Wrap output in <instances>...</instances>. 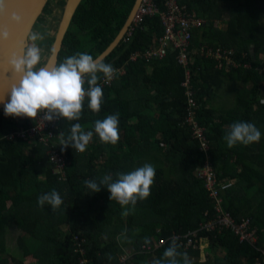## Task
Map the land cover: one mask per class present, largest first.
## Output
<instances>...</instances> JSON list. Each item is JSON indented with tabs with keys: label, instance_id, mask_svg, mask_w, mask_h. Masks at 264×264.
<instances>
[{
	"label": "trees",
	"instance_id": "trees-1",
	"mask_svg": "<svg viewBox=\"0 0 264 264\" xmlns=\"http://www.w3.org/2000/svg\"><path fill=\"white\" fill-rule=\"evenodd\" d=\"M51 1L38 20L43 22ZM153 1L162 9V0ZM134 2L82 0L64 36L57 64L76 53H88L96 59L119 33ZM176 2L189 17L203 20L200 28L192 29L191 48L220 46L232 50L238 63L235 68L216 70V61L194 57L191 70L199 105L196 118L205 128L208 149L201 150L200 143L182 125L183 69L176 63L175 53L148 65L129 60L132 54L149 48L163 32L157 15L146 17L102 61L124 73L117 71L108 85L101 86L99 113H93L85 101L80 120H61L53 138L61 150L59 134L66 137L72 124L93 130L96 120L118 113L119 140L115 145L101 143L94 134L83 153L71 148L63 151L66 166L62 177L53 173L46 148L37 141H0V264H79L73 236L84 240V264H117L124 251L130 254L125 264H151L163 256L171 237L189 233H196L195 247L178 248L187 254L189 264H264L257 249L240 244L230 231L201 232L215 218V204L196 176L208 162L218 181L229 180L219 194L222 210L235 223L250 219L259 236L257 248L262 249L264 0ZM58 3L63 7L64 0ZM42 35L40 48L45 55L54 37ZM225 82L241 83L242 88L229 101V108L216 111L215 96ZM237 121L254 123L261 132L260 141L229 149L223 136L227 126ZM19 126L26 124L16 123L0 111V138ZM145 163L154 166L156 175L149 197L138 200L134 208L110 201L106 189L93 194L84 185L85 180L99 181L108 174L115 179L118 172L127 173ZM52 189L63 199L55 212L47 204H37V198ZM5 221L12 222L18 232L11 251L6 247ZM143 243L153 248L139 254Z\"/></svg>",
	"mask_w": 264,
	"mask_h": 264
},
{
	"label": "clouds",
	"instance_id": "clouds-1",
	"mask_svg": "<svg viewBox=\"0 0 264 264\" xmlns=\"http://www.w3.org/2000/svg\"><path fill=\"white\" fill-rule=\"evenodd\" d=\"M4 5L5 0H0V18L5 16ZM12 19L19 20L15 15ZM9 35L6 29L0 30V40L6 42ZM28 39L30 43L26 47L7 58V71L10 77L6 84L0 82V104L3 105L4 116L33 121L40 116L48 123L57 120L79 121L85 101L93 113H99L103 99V90L98 83L101 79L100 74L106 81H110L118 70L111 64L98 62L88 53L68 56L51 69L47 66L38 67L42 58L41 48L36 42L44 37L33 32L29 34ZM94 134L101 143L115 145L119 140V114L96 120L93 130L85 131L79 123L72 124L66 137L62 133L59 134L60 149L63 152L71 148L83 153ZM260 139L261 132L256 125L243 121L228 125L223 136L229 149L237 144L247 146L258 143ZM155 175L154 166L145 163L127 173L118 172L115 179L108 174L99 181L85 180L84 185L93 194L106 189L110 201H116L122 207L131 205L134 208L138 200L149 197ZM37 204L41 207L47 204L55 212L63 204V199L55 189H52L40 195ZM178 248L179 245L172 241L163 256L154 259L151 264H181V258L183 264H189L187 254L181 253Z\"/></svg>",
	"mask_w": 264,
	"mask_h": 264
},
{
	"label": "built area",
	"instance_id": "built-area-1",
	"mask_svg": "<svg viewBox=\"0 0 264 264\" xmlns=\"http://www.w3.org/2000/svg\"><path fill=\"white\" fill-rule=\"evenodd\" d=\"M162 5V9H160L153 0H142L140 6L137 8L132 23L126 32L127 35H131L132 30L135 27H139L146 17H152L155 15L159 17L163 32L149 48L142 52L132 54L129 60L132 62L140 61L150 64L153 61L164 59L170 53H175L176 63L183 69V81L181 82V87L184 89L185 114L182 125L189 130L191 137L200 143V149L206 151L208 149V142L205 138V128L199 125L196 118L199 105L195 99V91L192 87L193 74L191 66L194 62L193 55L198 52L190 47L192 29L201 26L202 20L196 18L195 15L189 17L185 8L180 7L176 0H162ZM200 54L216 61L219 68H235L238 65L232 57V50H227L220 46L216 48L206 47L200 49ZM118 72L120 74L124 73L123 70ZM110 81H106L102 77L99 84L100 86H103L104 84L108 85ZM14 120L19 124L24 122L26 126H19L15 131L7 133L0 138V141L2 139L14 140L17 138L37 141V143L46 148L45 155L52 166L53 173L64 177V169L66 166L65 155L59 150L57 144L53 141V138H55V131L61 120L48 123L40 116L34 121L26 118H14ZM196 176L203 181L204 187L209 192V197L214 200L215 204V218L207 225L203 226L201 232L204 230L208 232H214L215 230L230 231L232 235L238 239L240 244H247L248 246L257 249V251L262 254L264 260V246L262 249L257 248V230L251 227L250 219H242L239 223H235L230 214L225 213L222 210V200L219 194L224 186L229 185V180L224 179L218 181L215 170L208 162L196 171ZM195 237L196 233H189L182 238L178 236L171 237L170 240L171 242L175 241L179 247L188 249L195 247L193 244V242L197 243L194 241ZM83 241L84 240L78 236H73L72 246L74 247V252L79 254V264L85 263V260L82 258V255L85 253ZM162 243L163 242H161V244ZM152 248V245L143 243L139 247L138 253H148ZM129 255L128 251H126V253L124 252V254L119 257L117 264L127 263Z\"/></svg>",
	"mask_w": 264,
	"mask_h": 264
},
{
	"label": "water",
	"instance_id": "water-1",
	"mask_svg": "<svg viewBox=\"0 0 264 264\" xmlns=\"http://www.w3.org/2000/svg\"><path fill=\"white\" fill-rule=\"evenodd\" d=\"M81 1L64 0L61 17L57 24L56 32L53 35V42L50 46V51L46 55V62L44 61L42 66H47L51 69L57 65L64 36ZM47 2L48 0H5V16L0 18V30L6 29L10 35L6 42L0 40V64L3 65L2 69H0V75L3 76V79L0 82L7 83L10 77V73L7 71V58L12 53L21 51L23 47L29 44V34L33 32L34 25L42 15ZM141 2L142 0H135L132 10L119 33L95 60L102 62L119 45L128 31ZM13 15L18 17L19 20H13ZM2 109L3 105L0 104V111Z\"/></svg>",
	"mask_w": 264,
	"mask_h": 264
},
{
	"label": "rangeland",
	"instance_id": "rangeland-1",
	"mask_svg": "<svg viewBox=\"0 0 264 264\" xmlns=\"http://www.w3.org/2000/svg\"><path fill=\"white\" fill-rule=\"evenodd\" d=\"M60 0H54L51 1L50 5H49V12L47 14L44 15V20L42 22V20H38L33 28V32H37L42 34H50L51 36L54 35V33L56 32V28H57V24L60 20L61 17V13H62V9L63 7H61L59 5ZM43 15V14H42ZM41 15V16H42ZM40 16V17H41ZM30 43V41H29ZM37 45L40 47V40H38ZM43 49L41 48V64L38 65V67L42 66L44 61L46 62V54L42 55ZM144 63V62H143ZM146 65H148V63H144ZM242 88L241 83H233L232 86L227 88V92H230V89L232 92V95L235 94V91H237L238 89ZM218 95H220V93H218ZM216 111L219 110V105L214 101V107H213ZM13 223L10 221H5L4 222V235H5V240H6V247L7 249H9L10 251L13 250L15 248V237L17 235V231L15 226H12ZM21 233V232H20ZM125 250V249H124ZM125 252V251H124ZM26 263V262H25Z\"/></svg>",
	"mask_w": 264,
	"mask_h": 264
},
{
	"label": "crops",
	"instance_id": "crops-1",
	"mask_svg": "<svg viewBox=\"0 0 264 264\" xmlns=\"http://www.w3.org/2000/svg\"><path fill=\"white\" fill-rule=\"evenodd\" d=\"M202 24H203V20H202ZM201 24V25H202ZM201 26L197 27V28H200ZM197 28H194V29H197ZM33 33V32H32ZM43 36V35H42ZM192 40V39H191ZM191 47V45H190ZM207 46H203L201 45L198 49H195L194 51H197L198 53L193 55V58L196 57V56H199V57H204L205 59H210L212 61H214L213 59L209 58V57H206V56H202L200 54V49H203V48H206ZM209 48V47H208ZM194 49V48H192ZM48 54V53H47ZM46 54V55H47ZM44 55V54H42ZM215 62V61H214ZM215 69L216 70H220L221 68H219L218 64L215 62ZM228 81V80H227ZM233 84V83H232ZM232 84H229L228 82H225L224 86L218 91V93H220V95H217L215 96V102L219 105V109H223V108H229V101H231L234 97H235V94L232 95V92L231 89H230V92H227V88L232 86ZM237 84V83H236ZM236 92V91H235ZM14 226V225H12ZM15 240H16V237H15Z\"/></svg>",
	"mask_w": 264,
	"mask_h": 264
},
{
	"label": "snow or ice",
	"instance_id": "snow-or-ice-1",
	"mask_svg": "<svg viewBox=\"0 0 264 264\" xmlns=\"http://www.w3.org/2000/svg\"><path fill=\"white\" fill-rule=\"evenodd\" d=\"M2 67H3V65L2 64H0V69H2ZM3 79V76L2 75H0V80H2Z\"/></svg>",
	"mask_w": 264,
	"mask_h": 264
}]
</instances>
